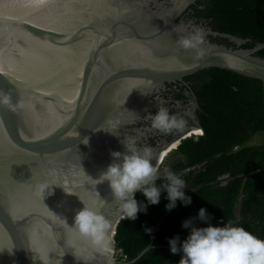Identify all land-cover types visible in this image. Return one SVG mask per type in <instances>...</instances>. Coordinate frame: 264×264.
I'll list each match as a JSON object with an SVG mask.
<instances>
[{
    "label": "water",
    "instance_id": "obj_1",
    "mask_svg": "<svg viewBox=\"0 0 264 264\" xmlns=\"http://www.w3.org/2000/svg\"><path fill=\"white\" fill-rule=\"evenodd\" d=\"M195 1L0 0V93L14 106L0 105V264H41L32 259L35 249L49 252L52 264H106L86 239L71 237L79 254L66 243L57 217L71 225L82 207L78 196L52 186L42 199L34 186L60 181L93 206L105 200L101 211L115 235L126 218L107 182L89 177L111 162L110 151L124 150V136L141 146L151 131L142 117L165 102L166 85L218 68L262 82L264 92V59L254 56L264 44L243 49L236 36L185 21ZM192 24L206 31L199 56L175 43ZM116 121L120 136L110 133ZM201 134L196 125L153 150L163 157L161 175L178 143ZM263 143L256 135L248 145ZM152 248L126 261L114 246L115 264H134Z\"/></svg>",
    "mask_w": 264,
    "mask_h": 264
},
{
    "label": "trees",
    "instance_id": "obj_2",
    "mask_svg": "<svg viewBox=\"0 0 264 264\" xmlns=\"http://www.w3.org/2000/svg\"><path fill=\"white\" fill-rule=\"evenodd\" d=\"M194 5L202 6L195 11L212 20L214 30L244 40L241 48L264 44V0H197ZM254 56L264 59V48ZM191 80L202 134L182 139L167 167L185 179L192 202L185 206L178 200L166 211L162 192L159 203L121 221L113 239L122 260H132L151 244L156 248L134 264H178L181 254L169 251L168 238H185L182 221L196 217L201 207L213 225L233 220L264 238V143L248 145L256 135L264 136L263 84L218 68L204 69ZM136 199L146 203L139 192ZM194 223L205 226L198 219Z\"/></svg>",
    "mask_w": 264,
    "mask_h": 264
},
{
    "label": "clouds",
    "instance_id": "obj_3",
    "mask_svg": "<svg viewBox=\"0 0 264 264\" xmlns=\"http://www.w3.org/2000/svg\"><path fill=\"white\" fill-rule=\"evenodd\" d=\"M180 29L181 24L173 25V31ZM205 39V29L192 24L191 30H187L186 34L176 36L175 43L181 49L195 50L199 56L204 52L201 46ZM0 105H7L14 110L7 94L0 93ZM142 118L149 122L150 130L163 134L171 133L173 130L180 131L186 125L184 117L172 111L162 101L158 103L155 112H146ZM118 124L119 121L114 122L113 131L110 132L116 136H120L115 131ZM119 142L124 150L110 151L111 162L95 179L89 178L95 185L107 182L112 200L118 202V212L122 219H136L137 213L146 211L149 204L159 203L162 192L166 193L168 201L165 204L166 211L175 208L178 200L185 206L192 202L191 196L184 192L187 185L182 176L167 166L161 175L160 162L163 157L154 154L151 146H140L135 136H124ZM158 179L161 181L159 184L156 183ZM52 186H60L64 192L76 194L82 204V207L75 211L71 225L66 223L65 219L57 217L69 234L66 243L72 253L79 254V249L71 237L84 238L92 252L107 258L106 264H115L112 221L101 211L105 200L99 199L93 206L84 197L79 196L75 189H66L60 181H39L35 184L34 190L43 199L46 194L52 192ZM137 192L145 197L146 203L137 201ZM196 219L204 222L205 226H196L194 223ZM211 219V214L201 207L196 217L182 221L181 227L188 229L185 238L181 239L179 234L168 238L169 251L181 254L178 264H264V238L233 220L227 222L223 220L222 223L213 225L209 222ZM145 231L151 232V229L146 228ZM34 253L33 261L38 259L41 264H52L49 252L41 253L39 249H35ZM63 255L64 253L60 256ZM56 264H61V260L57 259Z\"/></svg>",
    "mask_w": 264,
    "mask_h": 264
},
{
    "label": "flooded vegetation",
    "instance_id": "obj_4",
    "mask_svg": "<svg viewBox=\"0 0 264 264\" xmlns=\"http://www.w3.org/2000/svg\"><path fill=\"white\" fill-rule=\"evenodd\" d=\"M196 1L187 8V10L183 13L182 18L185 21H192L196 24L202 23L206 26L212 27V20L204 18L201 14L195 11V8H197V10L202 9L201 5H194ZM226 45L231 46V44L228 43H226ZM191 79L192 76H189L184 78L182 82L168 84L166 85V90L161 93L162 98L165 100L164 104L172 111L177 112L184 117L186 120L185 127L180 131L173 130V132L168 134L151 130L141 139V146L148 145L151 146L153 150L159 149L163 145L169 144L177 137L188 132L189 128L198 125L195 115L197 102L190 88L193 83ZM148 124L149 122L145 121L142 125L149 128Z\"/></svg>",
    "mask_w": 264,
    "mask_h": 264
},
{
    "label": "rangeland",
    "instance_id": "obj_5",
    "mask_svg": "<svg viewBox=\"0 0 264 264\" xmlns=\"http://www.w3.org/2000/svg\"><path fill=\"white\" fill-rule=\"evenodd\" d=\"M257 145H260V144H257ZM177 175H179V174H177Z\"/></svg>",
    "mask_w": 264,
    "mask_h": 264
}]
</instances>
